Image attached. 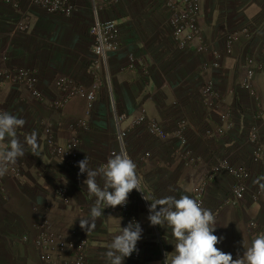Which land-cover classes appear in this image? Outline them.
Wrapping results in <instances>:
<instances>
[{"label":"rangeland","instance_id":"374dc122","mask_svg":"<svg viewBox=\"0 0 264 264\" xmlns=\"http://www.w3.org/2000/svg\"><path fill=\"white\" fill-rule=\"evenodd\" d=\"M256 1L192 0L189 13L184 0H0V111L26 121L17 129L25 155L0 176V264H108L107 246L133 219L142 238L123 264H164L175 239L167 225H150V201L194 199L199 188L216 247L243 254L249 223L264 232V20L254 10L264 0ZM107 21L115 37H103L99 57L95 25ZM33 132L38 156L25 143ZM72 143L74 158L65 154ZM114 152L135 162L150 201L132 190L87 234L79 218L95 197L78 162L87 157L96 170ZM239 169L244 196L234 203Z\"/></svg>","mask_w":264,"mask_h":264},{"label":"clouds","instance_id":"9594fccd","mask_svg":"<svg viewBox=\"0 0 264 264\" xmlns=\"http://www.w3.org/2000/svg\"><path fill=\"white\" fill-rule=\"evenodd\" d=\"M26 121L7 112L0 111V142L7 140V146L0 151V176L7 173L9 166L25 155L24 144L17 137V129ZM25 143L32 154L38 156V137L33 132L26 136ZM79 174L86 173L83 181L88 192L95 197V203L86 217H80V227L89 234L96 227V220L106 207L126 205L132 190L144 194L136 172V164L126 152H114L106 164L99 169L89 168L87 157L78 162ZM103 179V186L97 178ZM143 198H146L145 194ZM147 216L151 226L167 225L175 239L174 251L165 253L164 264H264V232L258 233L250 244L243 243L244 252H222L216 247L221 238L214 235L215 218L210 209L204 208L188 195L180 198L166 196L150 201ZM143 229L135 219L121 227L104 253L108 264H123L124 258L137 252V242L142 238Z\"/></svg>","mask_w":264,"mask_h":264},{"label":"built area","instance_id":"2783aa9c","mask_svg":"<svg viewBox=\"0 0 264 264\" xmlns=\"http://www.w3.org/2000/svg\"><path fill=\"white\" fill-rule=\"evenodd\" d=\"M184 2H186V4L189 6V13L192 12V8H190L192 5L194 6L192 0H184ZM95 28H96V34H97V40H96V47L94 48V52L97 56L99 57H102L104 55V40L103 37L105 38L106 35H108V38L109 39H112L115 37V33H114V30H115V26L113 24V22H110V21H107V22H103L102 24H96L95 25ZM191 28V27H190ZM189 32H191V30H189ZM102 36V37H101ZM0 75H3V72L0 71ZM22 76V74H20ZM4 79L6 80H9V79H13V76L12 75H5L4 76ZM88 99H90V96H87ZM75 146L76 144L75 143H72L70 144L68 147H67V153H65L66 155L70 156L71 158H74L75 157V154H74V150H75ZM56 153L61 155L64 153L60 150V149H57L56 150ZM11 172H13L15 175H16V171L14 169H10ZM239 172L238 174V180L235 184V187L233 188V191L231 193V196L230 198L232 199V201L234 203H238L239 201L242 200L243 196H244V185H243V177H244V174L242 173L243 171L242 170H237ZM203 190L202 188H199V189H196L195 192H194V199L196 201H198L200 204H202V196H203ZM58 196L63 199V201L65 200V192L63 190H60L58 192ZM123 207V206H122ZM124 210V208H123ZM249 230L251 232V237L254 238V236L258 233H261V230L260 228L253 222L249 223ZM47 260V259H45ZM79 264V263H77Z\"/></svg>","mask_w":264,"mask_h":264},{"label":"crops","instance_id":"0c3cea01","mask_svg":"<svg viewBox=\"0 0 264 264\" xmlns=\"http://www.w3.org/2000/svg\"><path fill=\"white\" fill-rule=\"evenodd\" d=\"M255 2H257V1L255 0ZM257 5H258L259 8L257 7V8L254 9V10L256 11V14H255V15H257V21H258V22H261V21L264 20V18H263L264 16L261 15L262 12H260V8H261L264 4H263V2L260 1V3H258ZM255 15H254V16H255ZM224 223L226 224V222H224ZM250 238L252 239L251 235H250ZM244 241L246 242V245L250 244V242H249L248 239L245 240V238H244Z\"/></svg>","mask_w":264,"mask_h":264}]
</instances>
